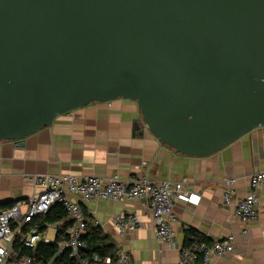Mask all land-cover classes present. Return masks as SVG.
I'll use <instances>...</instances> for the list:
<instances>
[{"label":"water","instance_id":"obj_1","mask_svg":"<svg viewBox=\"0 0 264 264\" xmlns=\"http://www.w3.org/2000/svg\"><path fill=\"white\" fill-rule=\"evenodd\" d=\"M119 99L189 158L264 128V0H0V143Z\"/></svg>","mask_w":264,"mask_h":264},{"label":"crops","instance_id":"obj_2","mask_svg":"<svg viewBox=\"0 0 264 264\" xmlns=\"http://www.w3.org/2000/svg\"><path fill=\"white\" fill-rule=\"evenodd\" d=\"M262 170L264 128L215 155L189 158L161 144L148 131L135 102L119 99L65 114L51 127L23 141L0 143V208L27 201L42 191L27 179L32 175L95 176L106 181L147 176L152 183L187 181L186 188L199 197V203L175 202L177 222L173 230L178 249L158 243L155 224L140 201L73 200L87 217V228H100L116 249L132 257L134 264H178L179 248L189 245V230L208 244L234 237L233 254L215 259L213 264H264V192L258 220L252 224L243 223L235 217L233 208L224 204V195L230 189L228 181H235V199L242 201L251 194V176ZM121 215H137L143 229L120 237L114 220ZM67 224L68 219L49 228ZM197 264H203L202 260Z\"/></svg>","mask_w":264,"mask_h":264},{"label":"built area","instance_id":"obj_3","mask_svg":"<svg viewBox=\"0 0 264 264\" xmlns=\"http://www.w3.org/2000/svg\"><path fill=\"white\" fill-rule=\"evenodd\" d=\"M42 191L27 201H20L12 207L0 208V264H43L36 261L28 251L36 252L41 243L50 245L55 242L60 228H48L42 231L35 221L46 216L53 207L61 205L70 224L66 237L58 243V252L52 260L44 264H57L56 260L64 253L78 264H111L109 258L101 259L97 255L87 256L88 244L87 217L74 197L83 203L100 199L115 203H133L140 201L148 210L155 224V234L159 244L169 249H178L176 234L173 230L177 222L173 215L176 201L196 205L199 197L186 188L187 181L181 183H152L147 176L123 180L114 177L108 181L90 176L32 175L27 178ZM251 194L242 201L235 199L232 189L235 181H228L230 189L224 195V204L234 210L235 217L245 224L258 220V207L264 192V170L250 178ZM114 227L120 237H127L143 229L137 215H121L114 220ZM54 230L55 238L50 240L48 231ZM178 264H213L215 259L225 258L234 252V237L217 240L211 244L199 241L191 236L188 246L180 247ZM114 264H134L132 257L121 248L116 249Z\"/></svg>","mask_w":264,"mask_h":264},{"label":"trees","instance_id":"obj_4","mask_svg":"<svg viewBox=\"0 0 264 264\" xmlns=\"http://www.w3.org/2000/svg\"><path fill=\"white\" fill-rule=\"evenodd\" d=\"M10 207H12V205L1 208L7 209ZM66 219H67V213L65 209L58 204L55 207H53L46 216L37 219L35 223L40 225L42 231H46L48 225H54ZM69 226L70 224L68 222L67 226L60 228L54 243L50 245H45L44 243H41L38 246L36 252L33 253L28 251L27 254L32 255L36 261L41 260L42 262L41 261L40 262L43 264L49 260H52L55 257L56 253L58 252V243L66 237ZM187 233H188L187 235L188 244L191 243V236L197 237L200 242L204 241L207 243V240L199 236L196 232L189 230ZM84 239L88 244V250L85 253V255L87 256L97 255L101 259L109 258L111 264L115 263L116 248L114 244H112V242L110 241L109 237L105 235L100 228L97 227L87 228V235L85 236ZM56 263L78 264L74 259L70 257L68 252L62 254L56 260Z\"/></svg>","mask_w":264,"mask_h":264},{"label":"rangeland","instance_id":"obj_5","mask_svg":"<svg viewBox=\"0 0 264 264\" xmlns=\"http://www.w3.org/2000/svg\"><path fill=\"white\" fill-rule=\"evenodd\" d=\"M48 235H49L50 240H54V238H55L54 230H52V229L49 230Z\"/></svg>","mask_w":264,"mask_h":264}]
</instances>
